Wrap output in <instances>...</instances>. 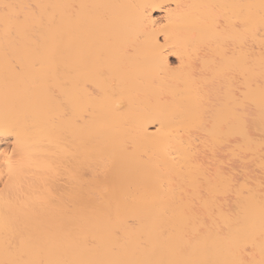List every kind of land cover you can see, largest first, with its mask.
<instances>
[{
    "label": "bare ground",
    "instance_id": "6f19581e",
    "mask_svg": "<svg viewBox=\"0 0 264 264\" xmlns=\"http://www.w3.org/2000/svg\"><path fill=\"white\" fill-rule=\"evenodd\" d=\"M4 4L73 7L11 39L0 23V161L22 163L0 181V262L259 261L262 0ZM241 15L253 62L224 69L241 48L210 25Z\"/></svg>",
    "mask_w": 264,
    "mask_h": 264
},
{
    "label": "snow or ice",
    "instance_id": "6c2138e0",
    "mask_svg": "<svg viewBox=\"0 0 264 264\" xmlns=\"http://www.w3.org/2000/svg\"><path fill=\"white\" fill-rule=\"evenodd\" d=\"M73 5L71 4H40V5H32V4H4L3 5V15L0 16V23H3L5 27V36L11 39L16 33L27 31L33 25H38L41 28L47 26H51L55 23L54 17H49L47 21L43 15L42 10L46 8H62V9H71ZM83 7V6H81ZM158 7H162V5H158ZM233 7H252L251 5H239ZM262 10H264V0H262L261 5ZM35 9V11L33 10ZM223 23V27L221 24ZM249 23L250 20L247 15H241L237 18L236 21H232L227 18H213L212 23L210 25V29L213 32H224L228 33V42H237L238 46L241 48V53L238 57L229 56L228 50L225 49L220 55V60L222 63V67L224 69H229L232 65H248L251 64L252 58L250 54L243 51V46L249 38ZM162 37V39H161ZM160 39L167 43V35H161ZM261 56H260V64L262 68V76H264V38H261ZM163 47V46H162ZM167 51V50H166ZM229 95L232 96V93L229 92ZM261 98L262 103H264V86L261 88ZM229 108H231L234 112L239 111V100L234 96L229 101ZM262 148H264V144H262ZM6 167L7 173H5L4 168ZM22 167L21 161L15 160L13 154L10 152H5L2 154V161H0V181H2L7 175L9 179H11L15 174L18 173L20 168ZM9 246H10V242ZM0 264H26L23 261H11V262H0ZM27 264H44L43 261H33L27 262ZM83 264H193V262L187 261H126V260H113V261H96V262H83ZM229 264H264V254H262L261 259L259 261H244V260H235L229 262Z\"/></svg>",
    "mask_w": 264,
    "mask_h": 264
},
{
    "label": "rangeland",
    "instance_id": "374dc122",
    "mask_svg": "<svg viewBox=\"0 0 264 264\" xmlns=\"http://www.w3.org/2000/svg\"><path fill=\"white\" fill-rule=\"evenodd\" d=\"M160 16H161V15H159V16L157 15V17H160Z\"/></svg>",
    "mask_w": 264,
    "mask_h": 264
}]
</instances>
